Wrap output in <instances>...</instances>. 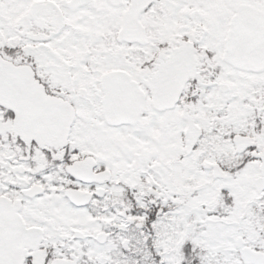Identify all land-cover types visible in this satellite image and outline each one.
<instances>
[{
	"label": "snow or ice",
	"instance_id": "6c2138e0",
	"mask_svg": "<svg viewBox=\"0 0 264 264\" xmlns=\"http://www.w3.org/2000/svg\"><path fill=\"white\" fill-rule=\"evenodd\" d=\"M0 264H264V0H0Z\"/></svg>",
	"mask_w": 264,
	"mask_h": 264
}]
</instances>
